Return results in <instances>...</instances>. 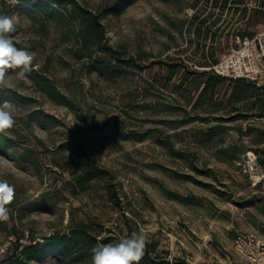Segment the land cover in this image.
I'll list each match as a JSON object with an SVG mask.
<instances>
[{"label": "rangeland", "instance_id": "1", "mask_svg": "<svg viewBox=\"0 0 264 264\" xmlns=\"http://www.w3.org/2000/svg\"><path fill=\"white\" fill-rule=\"evenodd\" d=\"M78 1L102 16L119 51L114 75L78 57L74 24L33 19L19 0H0V14L16 21L15 46L37 53L24 79L0 88V101L17 105L6 133L15 143L0 151L15 188L0 221V264L17 242L81 222L111 242L144 232L156 243L151 256L171 264H255L236 255L233 240L238 232L264 238V193L238 163L248 150L264 158V90L219 79L212 66L239 38L264 30V0ZM116 3L119 13L105 11ZM127 58L132 65L120 62ZM71 146L103 170L79 183ZM91 261L48 256L30 264Z\"/></svg>", "mask_w": 264, "mask_h": 264}, {"label": "trees", "instance_id": "2", "mask_svg": "<svg viewBox=\"0 0 264 264\" xmlns=\"http://www.w3.org/2000/svg\"><path fill=\"white\" fill-rule=\"evenodd\" d=\"M131 1L132 0H129V2ZM18 3H20L21 7L28 10V15L33 19L44 16L47 19H58L60 22H63V24H74L73 37L76 42H78V52H81L78 54V57H88L89 67L95 71L97 70L104 74H107L108 71H112L113 73L111 75L117 72L114 70L117 67V63L114 61L117 57L119 58V56H117L119 51L113 48L112 44L107 41V28L102 20L101 14L86 7L78 0H19ZM119 3L106 8L105 11L115 14L119 13L124 6ZM120 62L125 65H132L131 58H127V60L121 59ZM118 65L121 64L119 63ZM214 75L219 79L226 77L217 73H214ZM234 79L238 82L246 80V78L243 77ZM44 83L47 85V90L51 95H61L50 81H45ZM16 97L21 99V101L27 100V97L20 93H16ZM33 114L41 117L42 120L52 118L50 115L44 114V112L40 110H36ZM14 143L15 140L11 136L0 134L1 152L8 151L10 146ZM71 148L79 155L78 163L82 166L83 174L78 175L76 178L79 183H82V178H92L103 170L86 150H79L74 146H71ZM21 158L30 160L26 151L22 152ZM258 159L264 166V158L259 156ZM99 235H101L100 232L96 233L92 231L87 223L81 222L70 226L67 233L54 231L49 235L43 236L42 240H35V238H32L28 243L22 244L17 242L13 248V252L2 259V264H30L31 260H40L48 256H70L73 259L83 261L92 255L91 250L96 244L111 242L110 236L102 238L99 237ZM155 249V242H146L144 255L139 264H171L169 259L153 258L151 253L155 251ZM90 264H92V261ZM176 264L186 263L184 260H178Z\"/></svg>", "mask_w": 264, "mask_h": 264}, {"label": "clouds", "instance_id": "3", "mask_svg": "<svg viewBox=\"0 0 264 264\" xmlns=\"http://www.w3.org/2000/svg\"><path fill=\"white\" fill-rule=\"evenodd\" d=\"M16 31L15 18L0 14V88L6 87L10 79H24L37 58V53L15 46L11 34ZM9 70H19L15 77ZM17 105L11 100L0 101V134H6L16 124ZM15 198V188L0 167V221H6ZM147 236L144 232H132L118 241L98 243L92 248V264H139L144 255Z\"/></svg>", "mask_w": 264, "mask_h": 264}, {"label": "built area", "instance_id": "4", "mask_svg": "<svg viewBox=\"0 0 264 264\" xmlns=\"http://www.w3.org/2000/svg\"><path fill=\"white\" fill-rule=\"evenodd\" d=\"M212 69L229 78H246L264 90V30L239 38L238 46L222 56ZM261 118L264 120V116ZM258 157L257 152L248 150L238 163L241 171L264 193V166ZM233 249L246 261L264 264V238L254 233L238 232L233 240ZM5 250V247L1 248V251Z\"/></svg>", "mask_w": 264, "mask_h": 264}]
</instances>
